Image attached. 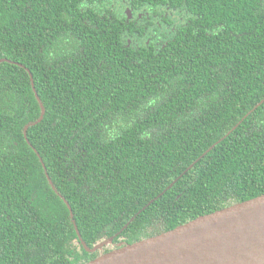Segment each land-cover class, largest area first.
Listing matches in <instances>:
<instances>
[{
	"label": "trees",
	"instance_id": "obj_1",
	"mask_svg": "<svg viewBox=\"0 0 264 264\" xmlns=\"http://www.w3.org/2000/svg\"><path fill=\"white\" fill-rule=\"evenodd\" d=\"M0 59V264L103 253L63 198L91 249L264 193V0H0Z\"/></svg>",
	"mask_w": 264,
	"mask_h": 264
},
{
	"label": "water",
	"instance_id": "obj_2",
	"mask_svg": "<svg viewBox=\"0 0 264 264\" xmlns=\"http://www.w3.org/2000/svg\"><path fill=\"white\" fill-rule=\"evenodd\" d=\"M4 61L9 60L0 59V64ZM30 79L41 111L37 120L24 127L25 136L28 127L39 123L44 116V108L35 91L31 74ZM263 101L264 99L257 103L252 110L256 109ZM239 123L232 129H235ZM229 133L230 131L227 134ZM216 143L190 164L159 196L171 188ZM39 160L41 161L40 157ZM42 166L45 168L43 163ZM49 183L54 189L53 184L50 181ZM58 195L63 198L60 194ZM63 200L70 212L78 239L88 252L96 251L101 247V244L112 242L114 236L97 243L91 249L88 248L75 225L69 203L64 198ZM140 212L141 210L138 213ZM134 218L135 216L130 218L123 229ZM85 264H264V193L199 216L172 230L125 244L99 255Z\"/></svg>",
	"mask_w": 264,
	"mask_h": 264
},
{
	"label": "flooded vegetation",
	"instance_id": "obj_3",
	"mask_svg": "<svg viewBox=\"0 0 264 264\" xmlns=\"http://www.w3.org/2000/svg\"><path fill=\"white\" fill-rule=\"evenodd\" d=\"M95 245H97V244H95ZM123 245H125V244H101V247L99 249H97L96 251L98 253H101V252L104 253L105 251L108 252V251H110V249L113 250V248L115 249V248H118V247L123 246ZM96 251H94V252H96ZM90 253H92V252H90Z\"/></svg>",
	"mask_w": 264,
	"mask_h": 264
},
{
	"label": "rangeland",
	"instance_id": "obj_4",
	"mask_svg": "<svg viewBox=\"0 0 264 264\" xmlns=\"http://www.w3.org/2000/svg\"><path fill=\"white\" fill-rule=\"evenodd\" d=\"M127 7V6H126ZM127 9H129V7L127 8ZM179 14V13H178ZM172 15V14H171ZM131 16V15H130ZM173 17L174 18H176L177 17V14H173ZM179 19L181 20V18L180 17H178V20H175L176 21V23H177V21H179ZM158 23V22H157ZM133 41L135 42L136 41V39H133Z\"/></svg>",
	"mask_w": 264,
	"mask_h": 264
}]
</instances>
